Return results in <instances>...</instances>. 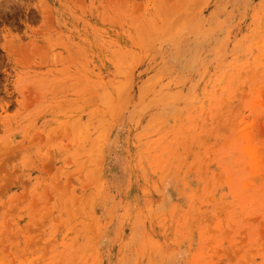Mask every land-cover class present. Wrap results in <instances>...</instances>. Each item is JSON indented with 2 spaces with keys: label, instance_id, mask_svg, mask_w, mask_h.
Instances as JSON below:
<instances>
[{
  "label": "rangeland",
  "instance_id": "rangeland-1",
  "mask_svg": "<svg viewBox=\"0 0 264 264\" xmlns=\"http://www.w3.org/2000/svg\"><path fill=\"white\" fill-rule=\"evenodd\" d=\"M0 264H264V0H0Z\"/></svg>",
  "mask_w": 264,
  "mask_h": 264
}]
</instances>
